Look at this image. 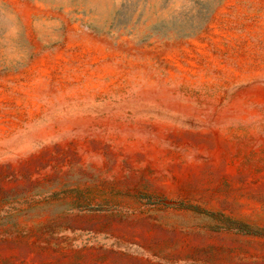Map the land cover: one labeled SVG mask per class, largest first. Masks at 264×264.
Masks as SVG:
<instances>
[{
    "label": "rangeland",
    "instance_id": "1",
    "mask_svg": "<svg viewBox=\"0 0 264 264\" xmlns=\"http://www.w3.org/2000/svg\"><path fill=\"white\" fill-rule=\"evenodd\" d=\"M0 264H264V0H0Z\"/></svg>",
    "mask_w": 264,
    "mask_h": 264
}]
</instances>
